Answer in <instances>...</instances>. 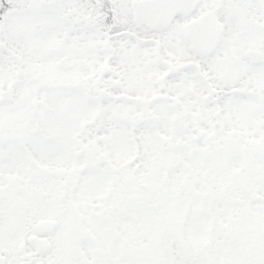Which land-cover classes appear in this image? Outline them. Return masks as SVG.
I'll use <instances>...</instances> for the list:
<instances>
[{
  "label": "flooded vegetation",
  "instance_id": "flooded-vegetation-1",
  "mask_svg": "<svg viewBox=\"0 0 264 264\" xmlns=\"http://www.w3.org/2000/svg\"><path fill=\"white\" fill-rule=\"evenodd\" d=\"M93 1L87 24L105 26L104 39L87 31L98 59L81 62L73 82L75 68L59 72V111L46 110L48 124L37 100L14 115L28 139L10 148L15 154L2 152L9 141L0 129V264H264L256 236L257 207L264 219L256 200L264 195V0H184L185 16L165 28L155 21L160 29L136 22H154L167 2ZM113 43L134 56L128 62L151 98L128 92ZM70 90L88 117L65 114ZM114 107L134 110L121 121L129 153L120 167L103 158L113 151L115 120L105 115ZM146 151L162 158L147 161ZM190 226L204 236L205 260L186 249ZM215 234L225 243H211Z\"/></svg>",
  "mask_w": 264,
  "mask_h": 264
},
{
  "label": "rangeland",
  "instance_id": "rangeland-1",
  "mask_svg": "<svg viewBox=\"0 0 264 264\" xmlns=\"http://www.w3.org/2000/svg\"><path fill=\"white\" fill-rule=\"evenodd\" d=\"M61 0H33L31 7L28 11H23V15L13 19L12 16L8 17L5 22L2 23L1 26V33H0V65L3 67L2 72L0 73V83L1 84H8L12 83L14 87V101L9 103L6 109L0 107V129L3 131L4 137L8 139V145H4L5 152L8 150L10 154H15V151L10 148L15 146L16 143H20L24 145L26 141L28 143L27 135L24 134L21 128L22 124H16L14 120V115L20 111H29V107L26 104L27 101L33 99L37 100V116L38 119L42 120V124H48L45 122V116L47 118L46 107L52 110L59 111V101L58 95L54 88L44 87V83H54L57 84L59 81L63 80L62 75L59 73V69L54 67L55 60L58 59L60 54H67L71 56L75 62H83L85 60H97L98 54L96 51H89L88 46L91 43L90 38L87 36V32H81L76 34L74 37H81V43L85 44L86 52H82L81 48L77 45L76 39L68 37V28L76 27L74 25V21L68 17L69 21L67 22L68 28L66 26V22L62 23V30L61 26L49 18V15L44 13V6L46 5V10L49 9L50 5L58 12L64 13V10H60V8L64 7L63 3H57ZM120 2H124L125 0H119ZM13 9L14 6H10ZM50 7V8H52ZM46 12V11H45ZM44 15V17H43ZM43 36H46L45 39ZM172 35H165L164 40L166 42L172 39ZM43 39V40H42ZM39 40V42H37ZM75 42V44H74ZM92 42L95 43V39L92 38ZM169 45V44H168ZM168 45L164 46L162 50L168 51ZM183 46V45H182ZM114 50L119 54V57L116 58L118 60L117 66L124 68L123 71H126L128 80L126 81L125 86L129 87V93L132 94H142L146 95V99L151 98V94L149 93L150 89L144 84V81H141L137 76L136 73L132 70L134 64L132 62H128L130 59H134V56L127 54L125 51V47L121 44L116 45L113 43ZM3 51L9 53L8 55ZM168 54L172 55L171 51H168ZM171 57H175L173 54ZM17 60V61H16ZM18 62V63H17ZM17 63V65H16ZM30 65H34V69L36 66V75H31L33 73V68L29 70ZM17 66V69H16ZM125 66V67H124ZM22 67V68H21ZM38 67V68H37ZM21 68V69H20ZM141 69V66H138V69ZM17 71V75H14V71ZM20 72V73H19ZM73 73L82 74L83 71L76 65L75 70H71L67 73L68 78L71 79L70 82H73L72 77H75ZM34 76H38L42 80L39 82L40 89L37 87V79ZM17 79H20V82L17 83ZM44 81V82H43ZM173 85V83L168 82V86ZM45 89V90H43ZM29 93V97L27 96ZM65 107L66 109L70 110L71 112L69 115L76 116V117H88L86 110L80 109L77 107L75 95L72 93L69 96L65 97ZM4 107V106H3ZM89 112V111H88ZM133 111L131 110H124L123 107H114L112 112L106 113L109 119H114L115 122L113 123V131L110 134L109 142V150H113L112 152H105L103 155L104 157H109L111 159L117 160L116 165L120 167V161L123 157H126L129 153L128 146L126 144V133L125 129L122 127L121 121L124 118H132ZM19 117V115H18ZM23 120V118H21ZM111 126V127H112ZM56 131V130H55ZM57 132V131H56ZM25 139V140H24ZM39 143V142H38ZM101 147L104 145L101 144ZM124 149V150H123ZM121 150V151H119ZM116 152V153H114ZM45 155L41 157V154H36L35 157L38 159L43 160L44 163L53 165L56 163L55 158H45ZM65 155L62 154L58 162L64 163ZM145 160H149L150 158H162L160 153L153 154V152L146 151L144 153ZM120 158V160H119ZM18 162L21 163V159L19 157L16 158ZM66 162V161H65ZM264 160L258 159L257 160V170H260L263 167ZM155 167V166H154ZM151 166L150 168L145 165L144 171L148 175H153L156 171V168ZM179 173L173 174L180 177ZM171 175V176H173ZM175 178V181L177 180ZM149 181V179H148ZM175 187V183L173 182L171 186L168 188L170 191ZM217 193H222L221 190H217ZM149 209V208H148ZM145 210L147 207L145 206ZM151 211V210H147ZM217 215V225L219 226L222 224V218L219 212V208L216 207ZM259 211V210H257ZM264 219H260L258 217L257 223H263ZM204 225V223H203ZM189 235L186 233L184 235L186 249L192 255L191 259L194 260H205L203 257L204 251H199L200 244L204 239V236L198 232L197 229L193 227H189L188 232ZM220 227L218 228V230ZM185 233V232H184ZM189 237V238H188ZM188 239V240H187ZM211 243L219 242L225 243L221 241V236L215 234L210 240ZM199 264H206L205 261L200 262Z\"/></svg>",
  "mask_w": 264,
  "mask_h": 264
},
{
  "label": "water",
  "instance_id": "water-1",
  "mask_svg": "<svg viewBox=\"0 0 264 264\" xmlns=\"http://www.w3.org/2000/svg\"><path fill=\"white\" fill-rule=\"evenodd\" d=\"M150 4H155L158 2L166 3L168 8L165 9L163 14L161 16H157L155 13V16L152 17L154 21H157L161 19V21H169L173 15L175 14H185L186 9H185V2L184 0H150ZM164 1V2H163ZM151 19V21H152ZM66 59H61L60 61L57 62V67L65 69L67 67L72 66V63H67L65 61ZM12 87L10 85L7 86L5 91H0V103L2 102H10L12 101Z\"/></svg>",
  "mask_w": 264,
  "mask_h": 264
},
{
  "label": "trees",
  "instance_id": "trees-1",
  "mask_svg": "<svg viewBox=\"0 0 264 264\" xmlns=\"http://www.w3.org/2000/svg\"><path fill=\"white\" fill-rule=\"evenodd\" d=\"M29 0H27L26 2H28ZM12 2V0H0V13L1 15H4L3 18V22L5 20H7L8 15L11 12V8H10V3ZM25 3V2H23ZM22 3V4H23ZM91 3V2H90ZM26 7V6H25ZM27 8V7H26ZM0 15V16H1ZM256 236H257V243L258 244H264V223L258 222L256 224ZM264 248V247H263ZM264 253V250H263ZM263 257V262H264V256H261V258Z\"/></svg>",
  "mask_w": 264,
  "mask_h": 264
}]
</instances>
